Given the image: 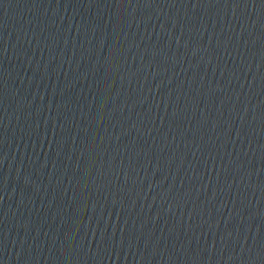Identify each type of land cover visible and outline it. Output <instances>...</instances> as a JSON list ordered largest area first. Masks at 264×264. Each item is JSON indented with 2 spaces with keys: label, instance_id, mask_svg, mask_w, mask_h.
Wrapping results in <instances>:
<instances>
[{
  "label": "water",
  "instance_id": "95a60500",
  "mask_svg": "<svg viewBox=\"0 0 264 264\" xmlns=\"http://www.w3.org/2000/svg\"><path fill=\"white\" fill-rule=\"evenodd\" d=\"M0 264H264V0H0Z\"/></svg>",
  "mask_w": 264,
  "mask_h": 264
}]
</instances>
